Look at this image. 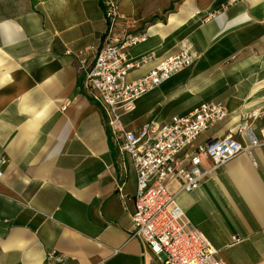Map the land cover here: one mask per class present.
Listing matches in <instances>:
<instances>
[{
    "label": "crops",
    "instance_id": "crops-1",
    "mask_svg": "<svg viewBox=\"0 0 264 264\" xmlns=\"http://www.w3.org/2000/svg\"><path fill=\"white\" fill-rule=\"evenodd\" d=\"M115 1L130 21L126 32L147 34L128 58L154 57L130 80L182 49L196 57L121 116L127 131L215 102L227 117L177 162L187 165L198 146L241 127L259 138L264 0ZM105 28L100 0H0V264H56L46 260L50 251L65 257L58 264H161L129 239L135 172L110 142L107 111L85 90L76 61L83 51L85 65L93 62ZM166 188L224 263L264 264V145L216 168L191 193L177 174ZM233 237L241 241L231 245Z\"/></svg>",
    "mask_w": 264,
    "mask_h": 264
},
{
    "label": "built area",
    "instance_id": "built-area-1",
    "mask_svg": "<svg viewBox=\"0 0 264 264\" xmlns=\"http://www.w3.org/2000/svg\"><path fill=\"white\" fill-rule=\"evenodd\" d=\"M100 2L106 24L101 43L88 67L83 51L76 54V61L83 72L85 90L107 111L105 123L110 142L130 158L135 172L133 229L128 234L129 239L142 243L161 264H226L208 239L185 217L175 197L168 193L166 182L177 174L181 191L191 193L216 168L242 152L250 156L253 148L264 145V125L259 130V138L241 127L208 140L187 155V165L177 162L175 156L193 147L201 133L227 117L228 111L222 103L203 102L187 115L127 131L121 116L132 112L140 97L191 66L196 57L189 49H182L158 59L145 74L130 80L133 69L154 60L152 55L135 61L127 56V49L145 42L147 34L127 33L125 26L130 21L120 14L116 1ZM248 117L254 119L258 113L253 111ZM243 134L248 139L247 144L236 138ZM203 159L209 162V169L203 167ZM240 241L233 237L231 245ZM64 258L55 251L46 254V260L51 263H61Z\"/></svg>",
    "mask_w": 264,
    "mask_h": 264
}]
</instances>
